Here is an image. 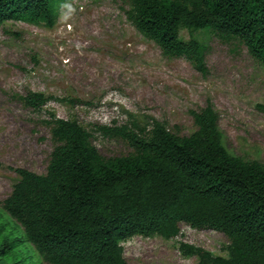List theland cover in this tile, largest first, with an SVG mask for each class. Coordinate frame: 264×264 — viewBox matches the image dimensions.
Segmentation results:
<instances>
[{"label": "trees", "instance_id": "obj_1", "mask_svg": "<svg viewBox=\"0 0 264 264\" xmlns=\"http://www.w3.org/2000/svg\"><path fill=\"white\" fill-rule=\"evenodd\" d=\"M74 1L0 0V26L51 29L61 8ZM126 16L164 57L184 58L202 75L207 48L201 33L243 44L264 67V0H130ZM20 100L41 111L53 99L28 93ZM190 116L196 131L188 137L158 122L140 134L100 127L133 150L114 159L101 157L77 122L52 117L46 174L16 170L19 180L2 204L11 222L0 216V264H127L123 243L134 237L169 241L181 224L218 232L229 242L227 258L181 245L197 264H264V166L228 153L210 104Z\"/></svg>", "mask_w": 264, "mask_h": 264}, {"label": "rangeland", "instance_id": "obj_2", "mask_svg": "<svg viewBox=\"0 0 264 264\" xmlns=\"http://www.w3.org/2000/svg\"><path fill=\"white\" fill-rule=\"evenodd\" d=\"M130 0H77L61 8L51 29L7 22L0 26V216L19 178L16 170L44 176L54 143L52 117L75 121L92 136L101 157H127L132 148L100 127L149 132L158 122L172 134L196 131L191 111L208 104L218 115L230 155L264 166V67L239 42L223 43L210 33L207 74L184 58H166L127 20ZM189 40L186 31L181 32ZM28 93L51 97L41 111L24 107ZM181 245L227 258L229 242L215 231L180 225L178 237H134L123 243L127 264H197ZM39 264H46L40 262Z\"/></svg>", "mask_w": 264, "mask_h": 264}]
</instances>
